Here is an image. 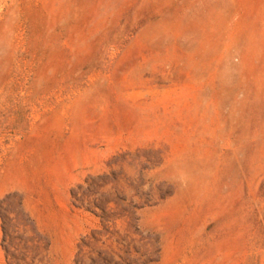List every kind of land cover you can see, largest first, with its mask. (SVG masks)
<instances>
[{
	"label": "rangeland",
	"instance_id": "1",
	"mask_svg": "<svg viewBox=\"0 0 264 264\" xmlns=\"http://www.w3.org/2000/svg\"><path fill=\"white\" fill-rule=\"evenodd\" d=\"M0 264H264V0H0Z\"/></svg>",
	"mask_w": 264,
	"mask_h": 264
}]
</instances>
